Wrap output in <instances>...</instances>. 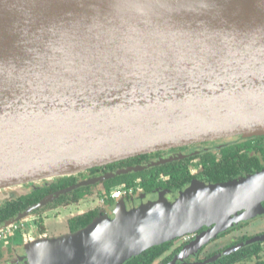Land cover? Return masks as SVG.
Wrapping results in <instances>:
<instances>
[{"label": "water", "instance_id": "obj_1", "mask_svg": "<svg viewBox=\"0 0 264 264\" xmlns=\"http://www.w3.org/2000/svg\"><path fill=\"white\" fill-rule=\"evenodd\" d=\"M263 133L264 0H0V188ZM263 202L264 168L195 180L174 200L31 239L29 264H124L201 230L166 263L196 264L185 260Z\"/></svg>", "mask_w": 264, "mask_h": 264}, {"label": "flooded vegetation", "instance_id": "obj_2", "mask_svg": "<svg viewBox=\"0 0 264 264\" xmlns=\"http://www.w3.org/2000/svg\"><path fill=\"white\" fill-rule=\"evenodd\" d=\"M262 135H264V133ZM253 137H255V135L247 136L236 134L147 152L153 153L160 151L161 154L152 155L149 159L135 165L137 167L128 170L126 173L145 171L149 168L158 167V165H166V169L158 172L155 171L154 175L148 172V177L145 179H143V176L137 175L132 184L125 181L109 183V177L115 175L114 173L119 170L105 169L106 165L116 162L113 161L92 166L73 174L58 175L51 178H44L39 181L24 182L18 187L21 188V191H18L19 193H16L18 190L16 187L0 188V207L6 206L9 203L8 201L17 200L18 198L22 199L26 204L29 203L14 216L0 222V264H29L30 257L25 247L26 241L23 242V240H20V243L16 245L12 241L13 238L17 235L22 237L28 232L31 225L34 226V236H50L47 223L48 220L58 218L65 211L68 213L66 222L68 228L67 232L70 233L74 232V223L79 219L83 221L88 215H91L93 219L102 214L114 217V208H116V203L114 202L117 200L126 202L127 208L130 209L140 206L142 203L156 200L162 194H165L170 200H174L195 180L204 179L206 182H213V178L207 176L208 167L211 166L212 161H219L224 151L234 143L252 139ZM257 157L260 159L263 158L262 154ZM95 168L96 170H94ZM128 168L129 167L126 169ZM263 168L264 167L256 169L252 172ZM174 169H177L179 174H183L181 179L173 180L172 173H175ZM246 171L247 170H243L242 173ZM185 173L186 175H184ZM69 175L73 176L69 179L63 178ZM153 179L157 182L156 185L152 189H146L143 184ZM68 181L70 184L61 188V184ZM72 185L76 186L69 191L57 194L60 190ZM118 188L121 189V194L119 197H114L113 192ZM43 189H48L51 192L46 195L40 192L31 196L32 192ZM81 206H87L88 208L81 212L72 213V210L75 209L78 211ZM256 220L264 222V214H259L249 220L241 221L226 231L221 232L210 239L202 248L196 250L195 254L188 256L186 261H196L197 264L227 247L245 240L242 239L238 241V238L244 234H248L244 231V227ZM199 232H201V230L197 231L195 234L190 233L183 237L170 240L172 245L167 251L174 249L177 245H182L176 252L178 253L186 244L192 241ZM262 232H264V228L259 232L253 233V235ZM31 237L32 236H29L27 238V242L31 241ZM220 238L224 239L219 241ZM224 240L226 241L222 243ZM233 241L234 243H232ZM258 242H262L264 250V240ZM221 257L212 261L210 264H216ZM247 263V261L243 262V264Z\"/></svg>", "mask_w": 264, "mask_h": 264}, {"label": "trees", "instance_id": "obj_3", "mask_svg": "<svg viewBox=\"0 0 264 264\" xmlns=\"http://www.w3.org/2000/svg\"><path fill=\"white\" fill-rule=\"evenodd\" d=\"M158 154H161V152L159 151L153 153L139 154L106 165L105 169L107 170L119 169L116 173H114L115 175L109 177V183L125 181L129 184H132L134 182V178L137 175H141L143 176V179H145L146 177H148V172L151 173V175H154L155 171L158 172L160 170L166 169V165H158V167L149 168L145 171H138L132 173H126L127 171H124L131 170L137 167L135 165L140 164L143 161L149 159L152 155ZM261 154L263 158L260 159L257 156H261ZM262 161H264V135L260 134L255 135V137H253L252 139H247L238 143H234L229 148H227L219 161H212L211 166L208 167L207 176L212 177L213 182L231 180L233 178L244 176L256 169L264 167V162ZM127 167L129 168L126 169ZM94 170H96V168ZM243 170L247 171L245 173H242ZM174 172L175 173H172L173 180L182 178L183 174H179L177 169H174ZM184 175H186V173ZM71 176L73 175L64 176L63 178L69 179ZM202 181L206 180L203 179ZM156 183L157 182L153 179L143 184V186L146 189H152L156 185ZM68 184H70L69 181L61 184V188L67 186ZM40 192H43L44 195H46L49 194L51 191L48 189L38 190L36 192H32L31 196L35 193ZM8 202L9 203L6 206L0 207V222L5 221L6 219L14 216L17 212H19L21 209H23L29 204H26L20 198H18L17 200H10ZM92 220L93 217L91 215L86 216L83 221L79 219L74 223L73 230L75 231L79 228L82 229L83 227L88 225ZM252 236L253 233L244 234L238 238V241L242 239H247ZM232 243H234V241ZM171 245V241H166L160 245L153 246L145 250L141 254L127 260L124 264H166L173 257V255L182 247V245H177V247H175L174 249L167 251V249H169ZM244 261L249 262V264H264V250L262 247V242H255L249 244L238 249L235 252H232L227 256H223L216 264H237Z\"/></svg>", "mask_w": 264, "mask_h": 264}, {"label": "rangeland", "instance_id": "obj_4", "mask_svg": "<svg viewBox=\"0 0 264 264\" xmlns=\"http://www.w3.org/2000/svg\"><path fill=\"white\" fill-rule=\"evenodd\" d=\"M18 189V191L20 190L21 191V188H17ZM114 203H116V208H114L115 210H114V214H116V211H117V209L121 206V205H125V206H127L126 205V202H124V201H120V200H117V201H115ZM88 207L87 206H81L80 207V209L77 211V210H72V213H74V212H81V211H84V210H86ZM67 217H68V213H67V211H65V212H63L58 218H53V219H50V220H48V229H49V232H50V236L49 237H58V236H62V235H66V234H68V232H67V230H68V228H67V224H66V222H67ZM264 228V222H261V221H258V220H256V221H253V222H251V223H249V224H247L245 227H244V231L245 232H247V233H256V232H259L260 230H262ZM35 232V230H34V226L33 225H31L30 226V228H29V230H28V232L27 233H25L22 237L20 236V235H17V236H15L14 238H13V243L14 244H19L20 243V240H23V242H25L26 241V246L25 247H27V244L30 242H27V238L29 237V236H32L31 237V239H37V238H39L38 236H34L33 235V233ZM30 233H31V235H30ZM224 238H220L219 239V241H221V240H223ZM226 240H224L222 243H224ZM221 243V244H222ZM3 244H4V242H3ZM15 245V246H16ZM190 256V255H189ZM187 259V258H186ZM186 261V260H185ZM184 261V262H185ZM189 262H191V261H189ZM207 264H210V263H207ZM237 264H243V262H241V263H237ZM247 264H249V262L247 263Z\"/></svg>", "mask_w": 264, "mask_h": 264}, {"label": "built area", "instance_id": "obj_5", "mask_svg": "<svg viewBox=\"0 0 264 264\" xmlns=\"http://www.w3.org/2000/svg\"><path fill=\"white\" fill-rule=\"evenodd\" d=\"M121 194V189L118 188L116 191L113 192L114 197H119Z\"/></svg>", "mask_w": 264, "mask_h": 264}, {"label": "bare ground", "instance_id": "obj_6", "mask_svg": "<svg viewBox=\"0 0 264 264\" xmlns=\"http://www.w3.org/2000/svg\"><path fill=\"white\" fill-rule=\"evenodd\" d=\"M90 1H102V0H90ZM124 1H126V0H124ZM109 2H111V1H109ZM119 2V1H118ZM119 3H121V2H119Z\"/></svg>", "mask_w": 264, "mask_h": 264}]
</instances>
